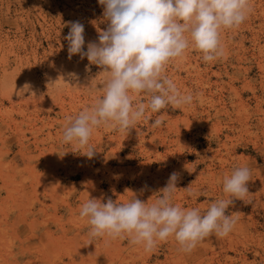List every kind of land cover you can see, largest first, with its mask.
I'll list each match as a JSON object with an SVG mask.
<instances>
[{
	"label": "rangeland",
	"instance_id": "374dc122",
	"mask_svg": "<svg viewBox=\"0 0 264 264\" xmlns=\"http://www.w3.org/2000/svg\"><path fill=\"white\" fill-rule=\"evenodd\" d=\"M250 6L242 24L222 30L232 40L222 57L204 62L203 53L189 48L183 61L179 57L167 64L165 75L182 93L194 94L200 80L212 83V90L215 81L238 80L236 87L250 82L256 89L243 94L251 107L261 96L264 100V50L258 48H264V1ZM103 10L98 0H0V264H264L262 113L252 115V126L241 131L229 128L234 117L222 114L214 128L212 120L198 123L196 116L186 114V105H169L157 113L147 111L124 131L95 129L89 141L96 148L91 159L63 142L68 118L103 95L110 75L80 54L69 59L64 37L69 22L79 21L85 28L84 50L89 42L98 43V30L108 24ZM250 24L263 31L255 37ZM236 71L240 74L232 77ZM139 98L147 104L145 94ZM216 107L223 108L224 101L216 102L211 112ZM206 108L201 105L199 111ZM164 111L167 119L152 127ZM177 135L183 138L179 142L174 141ZM238 166L248 167L251 175L248 192L227 210L238 217L237 223L227 236L209 235L191 252L181 251L174 236L146 251L127 236L122 242L108 237L95 241L85 232L87 218L79 212L88 199L127 202L136 195L152 203L173 172L179 173L173 203L203 213L217 198L232 199L223 192V178ZM45 226L52 230L41 234Z\"/></svg>",
	"mask_w": 264,
	"mask_h": 264
},
{
	"label": "clouds",
	"instance_id": "9594fccd",
	"mask_svg": "<svg viewBox=\"0 0 264 264\" xmlns=\"http://www.w3.org/2000/svg\"><path fill=\"white\" fill-rule=\"evenodd\" d=\"M103 6L106 29H99L98 43L89 42L84 50V25L69 22V59L80 54L91 64L110 73L103 82V95L93 104L69 117L62 140L82 151L89 159L95 147L89 141L95 129L104 126L124 131L145 118V113L160 112L171 105L180 109L194 97L182 93L173 79L165 75L170 61L192 48L211 62L224 55L221 31L242 24L251 11L250 0H98ZM88 66H86V70ZM75 77V73H69ZM58 80V79H57ZM55 82H53L54 84ZM27 86V85H26ZM145 94V104L139 94ZM164 123L156 117L152 127ZM86 149V150H85ZM250 169L236 167L223 178V192L232 199H215L206 210L184 209L174 204L179 173L173 172L159 197L152 203L136 195L127 202L90 198L79 215L87 218L91 238L111 239L127 236L129 243L151 251L158 241L174 236L180 250L191 252L209 235L227 236L238 217L227 214L234 199L248 192ZM143 189H141V192ZM189 195H193L189 189Z\"/></svg>",
	"mask_w": 264,
	"mask_h": 264
},
{
	"label": "bare ground",
	"instance_id": "6f19581e",
	"mask_svg": "<svg viewBox=\"0 0 264 264\" xmlns=\"http://www.w3.org/2000/svg\"><path fill=\"white\" fill-rule=\"evenodd\" d=\"M255 0H251L252 4ZM264 1V0H263ZM258 4V3H257ZM262 4V3H261ZM260 5V4H259ZM263 6V4H262ZM254 9V8H252ZM262 9V8H261ZM263 14V10H260ZM253 12V11H252ZM253 21V20H252ZM261 22V21H260ZM251 23V22H249ZM256 23V22H255ZM262 25V24H261ZM263 27H259L256 28L253 25H249V30L251 32L252 35H254L255 37H257L260 31L262 30ZM231 30V29H230ZM248 30V31H249ZM234 32V31H233ZM226 34V32H225ZM225 34L223 33V31L221 32V43L224 47V52L227 51V49H230L232 40L231 38L229 39H225ZM250 36V35H249ZM263 36V35H262ZM253 38V37H252ZM254 41V40H253ZM262 44V43H260ZM237 45V44H236ZM259 51L262 53V51L264 50L262 45L258 46ZM236 52L238 53L239 59L242 58L243 54H244V50L242 47V44H239ZM237 56V55H234ZM264 56V55H263ZM182 61L185 59V56L183 55L181 57ZM188 61V60H187ZM262 62V61H261ZM191 63V62H189ZM263 63V62H262ZM188 65V64H186ZM190 65V64H189ZM261 66V65H260ZM190 71V70H189ZM188 71V72H189ZM262 71V70H261ZM263 72V71H262ZM187 73V72H186ZM196 73V71H195ZM215 74V72H213ZM217 74V73H216ZM240 74V71H236L234 72V74H232V77H236ZM198 75V74H196ZM231 75V74H230ZM179 76V75H178ZM264 76V75H263ZM173 77V76H172ZM175 77V76H174ZM199 79V78H198ZM176 80V78H175ZM197 80V79H196ZM200 80V79H199ZM212 80V79H211ZM190 81V80H189ZM238 80H219V81H215V90H212V83H210L208 80H200L199 81V88L194 92V94L192 93L191 90H188L186 93H190L192 95H195V100H193V102L190 105H186L184 107V111L186 114L191 113L192 115L196 116L197 118V122L198 123H206L209 124V122L212 120V126L214 128H216V126L219 124L220 125V121L222 119H224L222 114H225L227 117H234V119L232 118V123L231 125H229L230 129H234L236 127H240V130H247L248 127L251 125L252 126V122H249L250 118L252 117V115L256 114V113H262L260 115V120L264 126V111L261 109L262 104L264 101L263 97H260V100L258 101L257 105L255 106H250L248 104V102L243 98V94L245 92V89H250L253 91V93L255 94V87H253L251 85L250 82H248L246 85L242 86L241 88H238L235 86V83ZM246 82V81H245ZM262 84V87L264 88V84ZM180 86V85H179ZM186 87V86H185ZM184 87V88H185ZM183 88V87H182ZM187 88V87H186ZM193 90V89H192ZM218 90V93H216ZM207 91H209V93H207ZM227 93L225 95V93ZM218 99V100H217ZM228 100L229 102L227 103ZM219 100L224 101V107L223 108H215V110L213 112H211V108L216 104V102H218ZM257 102V101H256ZM206 104L207 107H209L208 109H203V111L206 112V117L201 116V113L203 111H199V106ZM230 106V108L228 107ZM159 117H165V119H167V117L169 116V113L167 111H164L162 113H160L158 115ZM200 116V117H199ZM164 120V119H163ZM235 123V124H234ZM237 123V124H236ZM225 125V124H222ZM221 127V126H220ZM226 127V126H225ZM228 127V125H227ZM162 130V128H161ZM249 130V129H248ZM180 131V130H179ZM230 131V130H229ZM263 131V130H262ZM252 133V132H251ZM155 134V133H154ZM168 134V133H165ZM182 134V133H181ZM179 134V135H181ZM250 134V133H249ZM235 135V133H234ZM238 135V134H237ZM182 136V135H181ZM181 136L177 135V139H175L174 141L179 142L181 139ZM153 137V136H151ZM229 137V136H228ZM227 137V138H228ZM183 139V138H182ZM181 139V140H182ZM234 141V140H233ZM225 173V172H224ZM253 181V180H251ZM144 183V182H143ZM142 183V184H143ZM194 202V201H193ZM236 205L238 206L239 204L236 203ZM235 206V204H234ZM238 210V209H237ZM241 215V214H240Z\"/></svg>",
	"mask_w": 264,
	"mask_h": 264
},
{
	"label": "crops",
	"instance_id": "0c3cea01",
	"mask_svg": "<svg viewBox=\"0 0 264 264\" xmlns=\"http://www.w3.org/2000/svg\"><path fill=\"white\" fill-rule=\"evenodd\" d=\"M139 185H140V183L137 182V180L134 181V186H135V187H137V186H139ZM89 227H90V226L87 224V225H86L85 232H88V233H89ZM46 229H51V230H52V226H45V227H43L42 230H41V234H43L44 231H45ZM92 239H95V241L100 240V238H92ZM116 239H117V238H116ZM118 240H119L120 242H122V238H118Z\"/></svg>",
	"mask_w": 264,
	"mask_h": 264
}]
</instances>
